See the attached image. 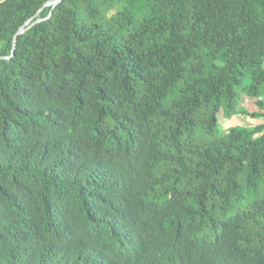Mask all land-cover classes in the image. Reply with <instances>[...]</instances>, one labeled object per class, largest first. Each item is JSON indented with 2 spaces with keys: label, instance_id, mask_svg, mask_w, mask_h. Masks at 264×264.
<instances>
[{
  "label": "trees",
  "instance_id": "16d2710c",
  "mask_svg": "<svg viewBox=\"0 0 264 264\" xmlns=\"http://www.w3.org/2000/svg\"><path fill=\"white\" fill-rule=\"evenodd\" d=\"M48 1L0 0V264H264V0Z\"/></svg>",
  "mask_w": 264,
  "mask_h": 264
},
{
  "label": "rangeland",
  "instance_id": "374dc122",
  "mask_svg": "<svg viewBox=\"0 0 264 264\" xmlns=\"http://www.w3.org/2000/svg\"><path fill=\"white\" fill-rule=\"evenodd\" d=\"M253 106H255V105H253V103L247 101V107L248 108L249 107H253ZM220 118H221L222 123L225 124V127L230 122H233V123L235 122V123H239V124H242V123L251 124L250 122H253V120H254V123L253 124L263 123L264 122V119L263 118H260L259 117V118L253 119V118H251L248 115H245V116H243V115H241V116L235 115L232 121H229V120L225 119L222 115H220Z\"/></svg>",
  "mask_w": 264,
  "mask_h": 264
},
{
  "label": "water",
  "instance_id": "95a60500",
  "mask_svg": "<svg viewBox=\"0 0 264 264\" xmlns=\"http://www.w3.org/2000/svg\"><path fill=\"white\" fill-rule=\"evenodd\" d=\"M62 0H50V1H48L47 2V4H52V5H57L59 2H61ZM32 19V18H31ZM31 19H29L20 29H19V31L16 33V36H15V40H14V45H16V42H17V37H18V35L20 34V33H22L24 30H25V26H26V24H28L30 21H31Z\"/></svg>",
  "mask_w": 264,
  "mask_h": 264
}]
</instances>
